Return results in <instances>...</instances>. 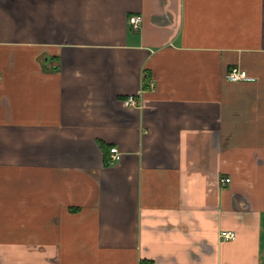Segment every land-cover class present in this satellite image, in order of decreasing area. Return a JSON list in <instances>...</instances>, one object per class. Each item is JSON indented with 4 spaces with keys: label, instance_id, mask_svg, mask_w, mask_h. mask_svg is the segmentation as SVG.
<instances>
[{
    "label": "crops",
    "instance_id": "0c3cea01",
    "mask_svg": "<svg viewBox=\"0 0 264 264\" xmlns=\"http://www.w3.org/2000/svg\"><path fill=\"white\" fill-rule=\"evenodd\" d=\"M0 76V264H264V0H0Z\"/></svg>",
    "mask_w": 264,
    "mask_h": 264
},
{
    "label": "built area",
    "instance_id": "2783aa9c",
    "mask_svg": "<svg viewBox=\"0 0 264 264\" xmlns=\"http://www.w3.org/2000/svg\"><path fill=\"white\" fill-rule=\"evenodd\" d=\"M130 20L136 27H138L139 22L142 20V16H140V15L132 16ZM0 78H1V76H0ZM227 79L230 81H241V80H252L253 77H251V75H249L247 70H245L241 67L235 66V67H232L227 72ZM140 97H141V95L137 96V95L131 94L125 99V103L129 106L130 105L131 106H141L142 101H141ZM120 159H121V152L119 151V149L117 147H112L111 148L110 162L116 163ZM231 180H232L231 177H223L221 179V182L229 183V182H231ZM237 234H238L237 231L234 229H224L221 231V236L225 239H236Z\"/></svg>",
    "mask_w": 264,
    "mask_h": 264
}]
</instances>
